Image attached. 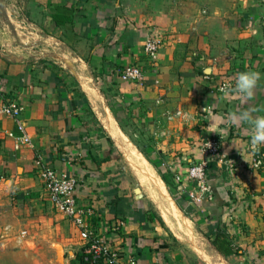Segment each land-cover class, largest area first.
<instances>
[{"label":"crops","instance_id":"0c3cea01","mask_svg":"<svg viewBox=\"0 0 264 264\" xmlns=\"http://www.w3.org/2000/svg\"><path fill=\"white\" fill-rule=\"evenodd\" d=\"M149 38L160 41L155 65L144 52ZM131 64L144 68L142 84L120 78L118 69ZM249 69L261 73L253 103L264 105V0H7L0 7V105L9 96L23 106L33 147L8 135L20 134L15 118L0 116V252L7 241L49 231L55 252L83 245L49 199L36 163L41 154L78 179V202L93 210L91 227L120 253L121 264L131 256L138 264L193 263L159 219H149L147 200L113 180L111 160L96 163L107 153L96 155L92 146L102 136L89 109L106 137L121 143L126 128L164 170L163 162L193 157L206 138L220 139L236 174L217 158L221 173L209 182L211 193L199 205L184 193L185 211L210 244L212 224L229 234L240 253L225 256L213 246L226 264H264V167L250 169L246 125L222 136L209 129L240 104L221 95V83ZM175 109L188 117L168 120ZM134 122L146 132L131 131ZM259 154L264 161V147ZM62 229L71 244L61 241Z\"/></svg>","mask_w":264,"mask_h":264},{"label":"rangeland","instance_id":"374dc122","mask_svg":"<svg viewBox=\"0 0 264 264\" xmlns=\"http://www.w3.org/2000/svg\"><path fill=\"white\" fill-rule=\"evenodd\" d=\"M4 1L7 5V0H0V7L5 5ZM73 85L76 87L78 86L77 84ZM75 90L77 91L79 89L75 88ZM86 114L92 122L95 131L98 132L99 136H102L101 141L96 140V143L92 144V146L95 147L96 155L98 150L101 152L106 150L105 153H107L104 157L98 155L95 159L96 163L101 164L103 161L111 160L110 163L113 164L112 168L114 170L112 172L113 180L117 184L121 185L123 192L136 196L142 200H147L148 204H150L152 212H155L159 221L162 223L164 231L168 233V237L170 236V238L180 242V244L178 243L179 247L178 245L176 246L178 248L177 251H180L179 249L182 248L188 258L192 259V264H226L223 257L217 253L207 238L200 234L196 222L186 214L183 206L181 205L182 201L180 200V202H178L173 196V193L161 176V169H159L157 164L160 161L158 162L157 160H154L153 157L151 158L147 154L145 142L142 143L138 138L130 134V131L126 128H124V131L129 133L127 135L130 138L126 136L127 139L124 138L121 143L120 141H111L108 137H106L100 121L95 115L93 116V112H89L88 109ZM129 125H132L131 131L134 130L142 133L146 132L145 125L139 126L136 122ZM141 153L147 155L144 157ZM152 175L156 177L157 180L159 179L158 181L162 183L161 185L163 186V190L166 191L167 195L169 194L168 197L160 198L159 190L151 182ZM172 185L173 184H171V186ZM164 205H166V208ZM170 212L174 213L171 214ZM49 233L52 234L51 231H49ZM50 234L43 235V232H39L30 236L29 240L26 236L22 237L23 240H16L15 238V240H12L10 244H8L7 241V250L0 252V264H80L78 260L80 248L75 245H68L62 250L59 247V252H55L53 247H51L54 243L51 242H55L56 239H54V237ZM68 234H70L68 229H62L60 232V239L63 243L71 244L70 241L67 240ZM77 239L80 240V237H77ZM192 242L195 243V247L199 244L206 251V257L202 256L196 250Z\"/></svg>","mask_w":264,"mask_h":264},{"label":"built area","instance_id":"2783aa9c","mask_svg":"<svg viewBox=\"0 0 264 264\" xmlns=\"http://www.w3.org/2000/svg\"><path fill=\"white\" fill-rule=\"evenodd\" d=\"M144 52L150 64L155 65L159 59L160 41L156 38H149L145 43ZM118 73L121 79L140 84H142L145 76L144 68L138 64L125 65L118 69ZM227 84L229 83L222 82L221 87ZM23 110L24 108L19 102L12 100L0 105V116L9 115L15 118L20 134L12 131L8 135L16 139L17 144L24 143L33 147V139L26 131L22 120ZM178 117L185 118L188 117V114L180 109L166 112V118L170 121ZM207 144H210L211 147L206 148ZM221 151V140L211 136L201 143L195 155L190 157V159L179 160L177 163L163 162L162 166L172 173L180 192L187 193L190 201L199 205L203 198L212 191V186L207 179L209 164L212 160L219 158L230 174H236L235 159L222 155ZM36 163L53 206L66 214L83 240L90 242L83 250L86 258L102 259L105 264H121L119 252L114 250L99 236L93 237V230L89 223L93 210L81 206L75 195L78 179L68 172L60 171L47 165L41 154H37ZM248 164L252 171H257L264 167L263 158L259 153L252 155V159ZM128 263L138 264L134 256L128 258Z\"/></svg>","mask_w":264,"mask_h":264},{"label":"clouds","instance_id":"9594fccd","mask_svg":"<svg viewBox=\"0 0 264 264\" xmlns=\"http://www.w3.org/2000/svg\"><path fill=\"white\" fill-rule=\"evenodd\" d=\"M261 73L254 70L240 71L235 74L234 82L220 88L223 97H235L240 104L222 117H216L209 126L210 133L227 135L232 128H248V150L253 155L258 154L264 147V105H256L254 102L256 90L261 81ZM247 105V107H245ZM207 111V108L204 109ZM223 124L224 127H220ZM211 145L207 144L206 148ZM237 148V147H236ZM239 151L240 149L237 148Z\"/></svg>","mask_w":264,"mask_h":264},{"label":"trees","instance_id":"16d2710c","mask_svg":"<svg viewBox=\"0 0 264 264\" xmlns=\"http://www.w3.org/2000/svg\"><path fill=\"white\" fill-rule=\"evenodd\" d=\"M81 98H84L83 96ZM13 99L9 98V96H7V101L6 102H11ZM83 101L85 99H82ZM109 140H111L110 138H108ZM217 159H214L210 162L209 164V170H208V182H211V179L213 178V176L218 175V173H221V170L219 167H217ZM158 167L161 172V176L163 178V180L166 182V184L168 185V188L171 190V192L173 193V196L176 198V200L178 202H180V200L182 201V197L184 196V193H181L179 190L178 185L176 184V182L173 179V175L171 172H169L168 170H164L161 167L160 162L157 163ZM170 181H169V179ZM170 182V184H169ZM171 184H173L172 187ZM229 202L231 203L232 201L229 200ZM181 205L183 206L184 210L186 209V205L183 204V202H181ZM187 215H189V212L185 211ZM149 219H154L156 216L155 212L151 211L148 213ZM158 218V217H157ZM93 230V237L96 236H100L97 233V229L92 228ZM207 237L209 238V240L211 241L212 245L219 250L223 255L228 256L234 253H240V250L238 248H235L233 241L231 239V237L229 236V234L223 229L220 228L214 224L211 225L210 230L207 232ZM83 240V239H82ZM89 241L87 240H83V245L81 246L80 249V253H79V263L80 264H105L103 262L102 259H98V260H94L91 257L90 258H86L83 250L89 245Z\"/></svg>","mask_w":264,"mask_h":264},{"label":"bare ground","instance_id":"6f19581e","mask_svg":"<svg viewBox=\"0 0 264 264\" xmlns=\"http://www.w3.org/2000/svg\"><path fill=\"white\" fill-rule=\"evenodd\" d=\"M159 180V179H158ZM157 180V178L156 177H154L153 175L151 176V182L154 184V186L159 190V192H160V198L162 197V198H164V197H168V195H167V193H166V191L165 190H163V186L161 185L162 183H160L159 181ZM150 181V180H149ZM152 183H150V184H152ZM153 186V185H152ZM158 193V192H157ZM159 195V194H158ZM169 197H171V196H169ZM160 204V203H159ZM165 206V208H166V205H164ZM170 206V205H169ZM172 207V206H171ZM167 211V210H166ZM171 211V210H170ZM164 212H165V210H164ZM171 213V212H170ZM174 213V212H173ZM173 213H171V214H173ZM177 214V213H176ZM167 216V215H166ZM179 217V216H178ZM180 217H181V215H180ZM185 217V216H184ZM167 218V217H166ZM170 218V217H169ZM182 218H183V216H182ZM180 219V218H179ZM183 221V220H182ZM181 222V221H180ZM179 222V223H180ZM178 223V222H177ZM190 224V223H189ZM189 227V226H188ZM187 229V228H186ZM184 230V229H183Z\"/></svg>","mask_w":264,"mask_h":264}]
</instances>
